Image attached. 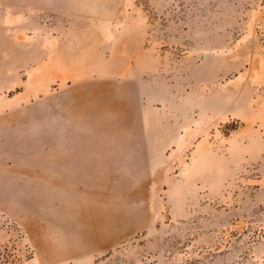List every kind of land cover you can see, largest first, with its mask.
Segmentation results:
<instances>
[{
	"label": "rangeland",
	"instance_id": "374dc122",
	"mask_svg": "<svg viewBox=\"0 0 264 264\" xmlns=\"http://www.w3.org/2000/svg\"><path fill=\"white\" fill-rule=\"evenodd\" d=\"M0 264H264V0H0Z\"/></svg>",
	"mask_w": 264,
	"mask_h": 264
}]
</instances>
